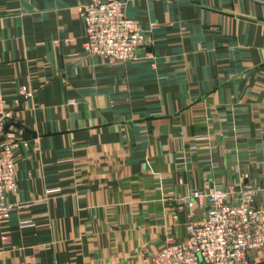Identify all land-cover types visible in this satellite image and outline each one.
<instances>
[{"label":"crops","instance_id":"crops-1","mask_svg":"<svg viewBox=\"0 0 264 264\" xmlns=\"http://www.w3.org/2000/svg\"><path fill=\"white\" fill-rule=\"evenodd\" d=\"M86 1L0 0V92L27 142L0 264H152L206 183L228 203L250 183L264 209V0H119L147 37L119 66L84 54Z\"/></svg>","mask_w":264,"mask_h":264},{"label":"built area","instance_id":"built-area-1","mask_svg":"<svg viewBox=\"0 0 264 264\" xmlns=\"http://www.w3.org/2000/svg\"><path fill=\"white\" fill-rule=\"evenodd\" d=\"M125 5L119 0H87L78 7L84 28L83 52L96 56L110 66L132 61L137 48L147 37L140 24L125 15ZM31 100L33 93L20 86L17 98ZM69 104H72L70 101ZM13 110L6 108V99L0 92V222L7 221L17 206L7 202V196L16 192L15 158L27 142L8 131ZM259 189L250 183L238 186L234 203H228L229 193L210 187L191 190L181 198L187 210L188 224L182 240L168 239L153 256L152 264H246L247 253L264 248V209L254 205ZM204 216L194 219V211ZM6 237L1 236L0 241Z\"/></svg>","mask_w":264,"mask_h":264}]
</instances>
